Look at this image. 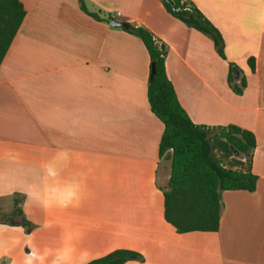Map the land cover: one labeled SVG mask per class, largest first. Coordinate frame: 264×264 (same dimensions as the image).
I'll return each mask as SVG.
<instances>
[{
	"label": "crops",
	"instance_id": "0c3cea01",
	"mask_svg": "<svg viewBox=\"0 0 264 264\" xmlns=\"http://www.w3.org/2000/svg\"><path fill=\"white\" fill-rule=\"evenodd\" d=\"M19 1L27 15L0 65V205L22 197L33 228L0 222V264H25L33 250L51 264L64 248L70 264L116 250L145 257L126 264H264V0H187L221 33L224 59L163 0H85L89 13L80 0ZM113 20L145 28L166 50L195 124L256 137V190L223 192L217 233L179 234L165 220L173 152L159 154L151 59Z\"/></svg>",
	"mask_w": 264,
	"mask_h": 264
},
{
	"label": "trees",
	"instance_id": "16d2710c",
	"mask_svg": "<svg viewBox=\"0 0 264 264\" xmlns=\"http://www.w3.org/2000/svg\"><path fill=\"white\" fill-rule=\"evenodd\" d=\"M165 8L177 20L209 36L221 58H225V43L219 30L204 14L187 0H163ZM83 11L88 12L85 0H80ZM27 13L19 0H0V65L17 36ZM98 18L97 15L91 14ZM127 32L141 39L151 59L148 100L153 114L164 124L159 154L173 152L171 174L164 190L165 220L179 234L193 232L217 233L223 212V192H255L257 177L252 173V162L257 140L251 131L238 126L207 127L195 124L181 106L173 83L166 70V50L159 46L153 35L142 27ZM252 67L253 60L249 61ZM155 74L152 77V66ZM232 71L229 84L237 94L246 86L233 84ZM236 156H240L238 159ZM243 160V161H242ZM22 197L15 200L9 217L0 222L24 219ZM145 262V257L130 250H116L88 264H126Z\"/></svg>",
	"mask_w": 264,
	"mask_h": 264
},
{
	"label": "clouds",
	"instance_id": "9594fccd",
	"mask_svg": "<svg viewBox=\"0 0 264 264\" xmlns=\"http://www.w3.org/2000/svg\"><path fill=\"white\" fill-rule=\"evenodd\" d=\"M31 197V194H26ZM69 250L67 248L57 250L54 258L51 261V264H70L68 258ZM82 256H87V253H82ZM25 264H44V258L39 256L35 250L31 253L30 256L26 257Z\"/></svg>",
	"mask_w": 264,
	"mask_h": 264
},
{
	"label": "rangeland",
	"instance_id": "374dc122",
	"mask_svg": "<svg viewBox=\"0 0 264 264\" xmlns=\"http://www.w3.org/2000/svg\"><path fill=\"white\" fill-rule=\"evenodd\" d=\"M236 157H240V156H236ZM5 203H2L0 205V208L4 210L3 213L0 214V220H5L7 217H9L14 209L13 205L9 206L8 202H5Z\"/></svg>",
	"mask_w": 264,
	"mask_h": 264
},
{
	"label": "water",
	"instance_id": "95a60500",
	"mask_svg": "<svg viewBox=\"0 0 264 264\" xmlns=\"http://www.w3.org/2000/svg\"><path fill=\"white\" fill-rule=\"evenodd\" d=\"M111 26L113 27H119V28H123L125 30H130L131 29V25H129L128 23H125V22H119V21H111ZM155 74V66L153 65L152 66V77L154 76Z\"/></svg>",
	"mask_w": 264,
	"mask_h": 264
},
{
	"label": "built area",
	"instance_id": "2783aa9c",
	"mask_svg": "<svg viewBox=\"0 0 264 264\" xmlns=\"http://www.w3.org/2000/svg\"><path fill=\"white\" fill-rule=\"evenodd\" d=\"M166 2H169V0H165ZM117 16H121V13H117ZM156 43L161 47V45L156 41Z\"/></svg>",
	"mask_w": 264,
	"mask_h": 264
}]
</instances>
